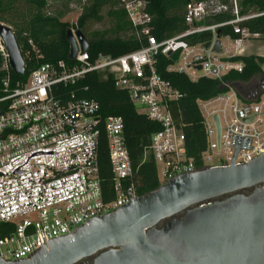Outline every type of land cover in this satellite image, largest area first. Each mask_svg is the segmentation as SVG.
<instances>
[{"label":"built area","instance_id":"2783aa9c","mask_svg":"<svg viewBox=\"0 0 264 264\" xmlns=\"http://www.w3.org/2000/svg\"><path fill=\"white\" fill-rule=\"evenodd\" d=\"M239 2L189 0L183 16L186 29L157 40L151 33L147 1L118 0L135 32L141 33L137 36L138 49L92 58L77 41L73 59L42 63L24 80L10 78L7 53L0 39L1 70L6 72L0 97V260L28 259L48 248L52 240L139 196L124 142L122 117L104 116L97 101L79 97L73 89L87 74L94 73L101 80L110 78L116 89L127 93L138 113L158 125L150 135L144 158L151 155L159 185L200 168L226 166L233 158L234 164H244L264 154V64L257 77L258 88L251 86L249 98L223 82L226 91L196 99L205 136L200 165L188 156L184 125L171 114L172 104L182 93L157 70L159 58L165 57L172 61L167 71L184 73L191 81L241 73L243 62L233 58L248 55V40L262 37L244 23L264 20V10L241 14ZM220 13L230 17L207 21ZM223 28H229V32L221 31L220 51L215 52L212 46L217 30ZM71 31L74 34L76 30ZM204 32L210 35L205 41L210 42L208 48L203 47L205 42H188V37ZM176 51L179 53L174 61L171 55ZM101 135L107 142L112 174L114 197L109 201L104 200L99 171ZM241 141L243 144L237 147Z\"/></svg>","mask_w":264,"mask_h":264},{"label":"water","instance_id":"95a60500","mask_svg":"<svg viewBox=\"0 0 264 264\" xmlns=\"http://www.w3.org/2000/svg\"><path fill=\"white\" fill-rule=\"evenodd\" d=\"M74 34L66 31L69 59L76 55L77 41L82 51L88 48L86 36L79 30ZM0 39L11 70L23 75L24 59L4 22ZM0 264H264V154L244 164H234L233 158L226 166L174 176L52 240L28 259Z\"/></svg>","mask_w":264,"mask_h":264},{"label":"trees","instance_id":"16d2710c","mask_svg":"<svg viewBox=\"0 0 264 264\" xmlns=\"http://www.w3.org/2000/svg\"><path fill=\"white\" fill-rule=\"evenodd\" d=\"M51 0H0V22L11 26L16 42L25 63L23 75L14 73L9 67L12 80H24L29 72L38 65L58 60H68L70 44L66 39V31L75 29L81 31L88 40L90 56L110 54L119 56L134 51L140 47L138 35L127 19L125 11L117 5L118 0H86L74 24L63 20L61 11L45 12ZM146 11L151 16V33L157 40L174 36L186 29L184 23V8L189 0H146ZM228 2V0H223ZM67 3V2H66ZM240 13L264 10V0H240ZM106 8L105 15L102 10ZM107 18L111 25L103 30L89 31L93 23L102 22ZM228 13L213 15L208 22H218L228 19ZM253 33H259L264 38L263 18L251 19L244 23ZM222 33L229 32L223 28ZM209 33H199L187 38L190 44L205 42ZM143 40V39H142ZM244 64L241 73L230 72L221 79L200 77L191 81L184 73L166 70L172 61L165 57L159 58L158 72L172 86L182 93V97L171 106L173 117L183 123L185 146L188 156L200 165V152L205 148V136L201 124V115L195 104L196 99H207L227 90L224 83L236 81L246 82L257 78L262 72L264 57L247 55L233 58ZM3 62L0 53V97L2 96V81L6 72L1 70ZM79 97L93 99L100 105L101 113L118 115L124 122V142L128 150L133 168V182L138 195L148 193L159 186L155 163L150 154L144 158L149 145L150 135L158 130V125L150 122L143 114L137 112L124 90L116 89L112 80H101L90 73L82 79L77 87H73ZM101 186L105 201L113 199L112 174L107 156V142L100 137L98 149Z\"/></svg>","mask_w":264,"mask_h":264},{"label":"rangeland","instance_id":"374dc122","mask_svg":"<svg viewBox=\"0 0 264 264\" xmlns=\"http://www.w3.org/2000/svg\"><path fill=\"white\" fill-rule=\"evenodd\" d=\"M85 3L86 0H51L49 1V6L46 8L45 12L51 13L61 11L64 13L63 20L74 24ZM105 12L106 8L102 10L103 15H105ZM110 25L111 22L105 17L102 22L93 23L90 26L89 31L103 30L109 28ZM247 45L245 54L264 57V38L249 39ZM257 81L258 78L254 79L253 83H257ZM240 85H242L243 88H246V84L240 83ZM84 262L90 263L91 259Z\"/></svg>","mask_w":264,"mask_h":264},{"label":"crops","instance_id":"0c3cea01","mask_svg":"<svg viewBox=\"0 0 264 264\" xmlns=\"http://www.w3.org/2000/svg\"><path fill=\"white\" fill-rule=\"evenodd\" d=\"M253 79L254 78H251L250 80H248L246 82L236 81V82L232 83V85H234L238 89V91L240 92L242 97L249 98V95H251V94H249L250 93L249 91L252 89L251 86H252L253 81H254ZM240 83L246 84V88H243L242 85H240Z\"/></svg>","mask_w":264,"mask_h":264},{"label":"flooded vegetation","instance_id":"af4514ba","mask_svg":"<svg viewBox=\"0 0 264 264\" xmlns=\"http://www.w3.org/2000/svg\"><path fill=\"white\" fill-rule=\"evenodd\" d=\"M253 78L256 79L255 77H253ZM254 79H253V80H254ZM256 85H258V82H257V83H253V85H252L253 88H255V87L258 88V86H256ZM261 86H262L263 89H264V84H262Z\"/></svg>","mask_w":264,"mask_h":264}]
</instances>
